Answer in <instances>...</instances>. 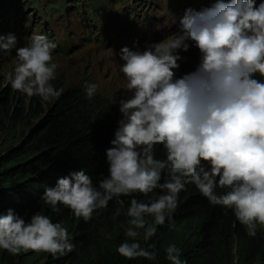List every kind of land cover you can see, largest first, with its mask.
I'll return each mask as SVG.
<instances>
[{
    "label": "clouds",
    "instance_id": "9594fccd",
    "mask_svg": "<svg viewBox=\"0 0 264 264\" xmlns=\"http://www.w3.org/2000/svg\"><path fill=\"white\" fill-rule=\"evenodd\" d=\"M55 47L44 34L32 35L25 47L12 34L0 36V56L15 50L5 86L56 102L63 90L53 84ZM195 53L194 69L178 74ZM119 58L127 95L117 102L107 175L94 183L84 169L71 172L45 188L44 204L55 212L63 205L87 223L110 201L121 203L114 215L127 218L125 240L116 252L129 261H157L159 250L149 241L159 227L174 224L188 185L210 205L231 210L255 237L264 228V0L189 8L176 32L142 50L124 47ZM96 91L95 84L86 86L89 98ZM121 197H130L126 207ZM73 239L62 222L40 211L27 221L12 209L0 214V250L12 256L31 250L58 258L73 252ZM163 252L169 264H187L175 243Z\"/></svg>",
    "mask_w": 264,
    "mask_h": 264
},
{
    "label": "trees",
    "instance_id": "16d2710c",
    "mask_svg": "<svg viewBox=\"0 0 264 264\" xmlns=\"http://www.w3.org/2000/svg\"><path fill=\"white\" fill-rule=\"evenodd\" d=\"M74 1L81 15L90 14L89 37L96 32L92 38L99 43L110 40L118 45L122 36L110 26L118 22L134 28L143 18L132 15L125 0ZM31 7H38L36 0H0V34L3 26L14 35L27 33L32 15L26 11ZM113 13H117L114 19ZM194 55L197 61L198 53ZM90 84L57 81L54 86L63 94L54 103L36 96L19 100L8 89L0 93V143L7 145L0 151V214L8 209L20 216L28 210L34 214L40 211L53 222H62L74 237L73 252L58 258L45 253L42 264H169L163 249L172 243L182 249L187 264H264V228L258 227L257 235L249 237L231 210L210 205L193 185L180 194L174 224L159 227L149 241L159 250L156 262L142 258L129 261L116 252L125 240L127 218L114 215L121 207L115 199L87 223L63 205L55 212L44 204L45 188L54 187L58 178L71 172L84 169L94 183L107 175L105 150L111 146L120 113L112 104L111 91L107 96L97 89L89 98L85 90ZM157 158H163L159 146ZM120 199L126 207L130 197ZM0 264L20 262L18 257L0 250Z\"/></svg>",
    "mask_w": 264,
    "mask_h": 264
},
{
    "label": "rangeland",
    "instance_id": "374dc122",
    "mask_svg": "<svg viewBox=\"0 0 264 264\" xmlns=\"http://www.w3.org/2000/svg\"><path fill=\"white\" fill-rule=\"evenodd\" d=\"M32 11H34V9H29V12ZM82 17L85 18L84 15H82ZM36 20L37 13L34 12L32 21V26L34 28ZM81 26V23H77L76 19H74V15H71V12H67L64 21L58 22V27L53 31L54 36L66 37L69 39L68 41L71 42L69 44V51H61L59 49L55 51L53 49V62L58 65L56 79L53 81V84L57 81H61L63 84L68 85L74 83L78 84L81 81L91 82L97 86L98 90L104 91L107 96H110L108 92L111 91L112 104L118 106L117 102L119 99L127 95V80L119 71V65L122 63L119 58L120 53H118V50L111 49L108 42L99 43L90 40L92 36L96 35V32H93V34L90 33V37L79 42L80 36L84 35ZM115 30L119 32V34L127 32L125 26H117ZM29 33H31L30 35L38 34L37 30L34 29ZM30 41L31 36L28 41L25 35L22 34L17 39V47H25L30 44ZM59 41L62 42L63 39H59ZM77 43L78 45H76ZM197 62L198 60L195 61V59H193L189 67L186 70L179 69L178 74L192 71ZM14 65L15 50L7 57L0 56V93H2L4 89H8L12 91L17 99L23 100L26 98V95L14 91L10 85L7 87L5 86V75L13 70ZM6 147L7 145L0 143V151ZM33 214V210H28L24 213L23 217L27 221ZM44 256V252L36 253L30 250L16 257L19 258L20 264H42Z\"/></svg>",
    "mask_w": 264,
    "mask_h": 264
},
{
    "label": "bare ground",
    "instance_id": "6f19581e",
    "mask_svg": "<svg viewBox=\"0 0 264 264\" xmlns=\"http://www.w3.org/2000/svg\"><path fill=\"white\" fill-rule=\"evenodd\" d=\"M198 4V3H197ZM171 4L170 5H165L164 7H160L159 5L157 6V8H158V10H159V12H161L162 13V15H165L169 10H170V8H171ZM174 6V5H173ZM183 6H185V7H187V8H191V9H195L196 8V2H192L191 4L190 3H188L187 1H183ZM176 7V6H175ZM178 8V7H177ZM153 13H154V15H155V17H156V19H158V20H161V19H166V18H161V16H159V14H156L154 11H153ZM184 13H185V10H182V9H179V15H180V18L184 15ZM173 14H174V11H172V12H170V14H168V16H166V17H170V16H173ZM85 16H86V19H88V17H89V15L88 14H86L85 13ZM109 16H110V13H109ZM88 21V20H87ZM106 23H108V17H107V19H106ZM87 24H85V26H86ZM112 29H114L112 26H110ZM83 36H80V38H79V42H81V41H83V40H85V39H87L88 37H89V30H88V28L86 29V28H84V30H83ZM109 39H111V38H109ZM107 41H110V40H107ZM106 43V42H105ZM60 44V43H59ZM64 45V44H63ZM76 45H78V43L76 44ZM111 45V44H110ZM124 47H126V46H122L121 47V49L122 48H124Z\"/></svg>",
    "mask_w": 264,
    "mask_h": 264
}]
</instances>
